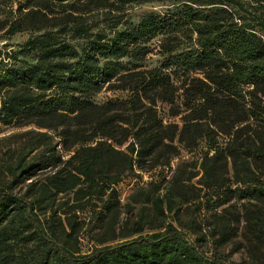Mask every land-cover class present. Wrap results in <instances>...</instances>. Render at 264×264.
I'll use <instances>...</instances> for the list:
<instances>
[{
	"label": "trees",
	"instance_id": "1",
	"mask_svg": "<svg viewBox=\"0 0 264 264\" xmlns=\"http://www.w3.org/2000/svg\"><path fill=\"white\" fill-rule=\"evenodd\" d=\"M163 1L179 5L121 31L94 32L86 21L95 11L118 18L111 13ZM207 1L18 5L0 30L36 34L24 48L35 61L0 74V124L30 128L0 166V264H240L208 255L193 218L183 220L182 206L204 190L219 207L240 205L235 216L214 218L217 243L241 221L249 244L264 243V0ZM68 33L84 44H69ZM160 35L162 60L143 68L149 41ZM102 90L126 96L95 104ZM158 103L180 125L163 123ZM200 143V188L177 167L165 188H140L124 216L116 211V185L135 168L166 169ZM84 227L101 235L87 252L79 246Z\"/></svg>",
	"mask_w": 264,
	"mask_h": 264
},
{
	"label": "rangeland",
	"instance_id": "2",
	"mask_svg": "<svg viewBox=\"0 0 264 264\" xmlns=\"http://www.w3.org/2000/svg\"><path fill=\"white\" fill-rule=\"evenodd\" d=\"M202 4L209 3L207 0H200ZM23 0H15L13 3L0 4V28L6 26L8 22L14 19L15 10L19 4H22ZM179 3L177 1H163V2H153L145 3L142 5H130L121 13L112 12L111 15H116L118 18H112L110 16H105L106 10L95 11L88 14L87 24L95 26L93 31L104 30L109 32L112 30L121 31L132 25L137 24L142 18L149 14H163L169 11H173ZM232 14L234 18H243L244 14L236 9H232ZM238 20V19H236ZM36 34L24 31L16 33L13 36H5L4 31L0 30V74L10 66H25L26 64L33 63L35 61L34 55H27L24 51L25 43L28 38L35 36ZM71 34L62 35L65 40L79 48L84 44L83 40H70L68 37ZM164 36H157L149 41L148 46L152 50L148 54L145 60L142 62L143 68L150 69L157 67L162 60L159 52V44ZM126 93L121 91H107L102 90L100 93L96 94L92 101L95 104H105L106 102L114 99H123ZM157 111L162 119L163 123H176L180 125L179 117H171L168 112V107L164 104H157ZM30 128L19 129L16 126H3L0 124V166L8 158L9 148L17 147L22 144V136L26 130ZM223 139L219 138V142L222 143ZM204 143H200L199 147L195 150L186 151L180 150V154L177 158H174L170 164V167L166 169H153L147 171H139L136 168L132 173L128 174L118 185H116V192L118 196V205L116 206V211L123 215L124 208L122 207L127 203L129 196L136 190L140 188H149L151 184H155L159 189L165 188L167 182L173 176L175 169L180 168L181 172H191L193 178L190 182L194 187L200 188L198 185L199 178L201 176L199 172V162L200 158L205 152ZM229 182L232 181V171L229 167L228 170ZM5 176L0 172V184L4 181ZM233 187V185H231ZM21 186L13 188V192L17 193ZM206 193V194H205ZM211 191H203L200 197L197 199L196 203H190L189 205L182 206V208H188L183 214V220L188 218H193L196 226L203 234L202 250L208 255L214 254L220 256L223 260L233 261L240 264H264V243L254 242V244H249L247 240V235L244 229V223L241 221L239 224H233L230 229V233L226 236V240L217 243L218 230L214 218L220 215L233 214L234 216L240 212V205L236 204L234 200L228 202L226 205L219 207L215 198L210 197ZM61 199L64 196H60ZM98 210L100 205L98 202H94ZM233 206V207H232ZM229 208L226 212L225 209ZM89 212L91 209L88 210ZM86 212L81 216V219L88 220L89 212ZM232 218V216H230ZM215 228V229H214ZM83 234L80 239V251L87 252L91 249L93 245L96 244V240L100 239V233L98 229L88 232V228H83ZM148 230H146L147 233ZM192 237V236H191Z\"/></svg>",
	"mask_w": 264,
	"mask_h": 264
}]
</instances>
